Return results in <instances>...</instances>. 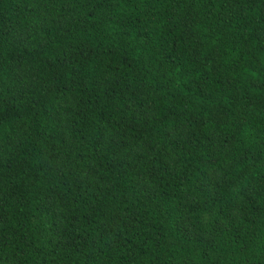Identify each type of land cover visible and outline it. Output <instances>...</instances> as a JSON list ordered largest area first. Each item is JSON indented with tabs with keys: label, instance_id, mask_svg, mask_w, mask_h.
<instances>
[{
	"label": "trees",
	"instance_id": "trees-1",
	"mask_svg": "<svg viewBox=\"0 0 264 264\" xmlns=\"http://www.w3.org/2000/svg\"><path fill=\"white\" fill-rule=\"evenodd\" d=\"M0 264H264V0H0Z\"/></svg>",
	"mask_w": 264,
	"mask_h": 264
}]
</instances>
